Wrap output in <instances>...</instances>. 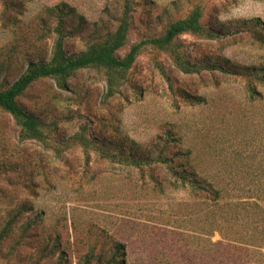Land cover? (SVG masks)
I'll list each match as a JSON object with an SVG mask.
<instances>
[{"label": "rangeland", "instance_id": "1", "mask_svg": "<svg viewBox=\"0 0 264 264\" xmlns=\"http://www.w3.org/2000/svg\"><path fill=\"white\" fill-rule=\"evenodd\" d=\"M61 3L89 22L68 39L73 53L104 36L109 23L115 28L121 0H27L19 19L27 26ZM198 4L208 27L224 24L229 35L181 36L192 60L228 58L264 68V45L254 38L264 34V0H135L131 42L159 33ZM2 10L0 4V49L15 38L3 25ZM53 44L51 37L48 55ZM128 77L107 101L105 75L98 69L79 71L67 90L52 80L35 83L21 102L52 130L48 144L20 141L14 118L0 111V163L19 165L0 175V231L11 215L22 214L0 245V264H57L63 250L67 264H97L92 254H104L115 242L126 246L128 264H264V86L254 101L242 80L219 72L184 73L155 51L141 54ZM184 92L205 102L187 105ZM84 127L90 136L123 133L144 145L171 130L224 189L223 201L176 187L162 168L153 170L155 179L144 178L136 168L87 155L73 139ZM47 250L54 253L43 259Z\"/></svg>", "mask_w": 264, "mask_h": 264}, {"label": "trees", "instance_id": "2", "mask_svg": "<svg viewBox=\"0 0 264 264\" xmlns=\"http://www.w3.org/2000/svg\"><path fill=\"white\" fill-rule=\"evenodd\" d=\"M25 1L27 0H0L3 25L15 34V38L0 49V77L4 75L0 79V111L14 118L20 141L38 140L48 144L51 139L52 130L48 131L44 119L32 113L21 102L35 83L52 80L60 89L67 90L70 80L79 71L98 69L105 75L107 90L104 100L107 101L120 91L140 55L147 52L165 53L177 69L187 74L219 72L226 78L240 79L251 100L262 98L258 86H264V68L234 63L228 58L215 61L201 59L197 62L187 53L181 39L183 35L208 40L222 39L229 35L223 30L224 24L219 29L208 27L204 22L202 4L196 5L187 15L172 19L159 33L131 42L135 0H121L115 28L112 29L109 23L104 36L99 34L97 38L88 41L83 51L69 53L66 48L68 39L81 33L89 24L85 16L68 3H61L45 8L37 22L23 26L19 15L23 14ZM51 37L54 38V44L48 55L47 40ZM254 38L264 45V34H256ZM157 64L161 72L166 74L162 64ZM9 76L14 77L10 83ZM213 80V84H220L218 79ZM182 97L187 105L205 102L204 96L188 92L182 93ZM112 134L106 132L101 136H90L84 127L82 133L73 139L74 144L82 147L87 155L95 152L110 163L136 168L144 178L155 179L153 170L162 168L166 170L165 180H171L176 187H187L194 196L207 198L216 204L223 201L224 189L201 171L193 149L179 144L183 137L168 130L155 141L144 145L123 133ZM18 167V164L12 162L0 163V175ZM261 169L264 175V167ZM24 212L26 211H22ZM21 216L20 212H16L4 222L0 231V245L10 236ZM32 226L33 223H29L28 230ZM28 230L25 229L24 234ZM53 240V246L57 248L58 238ZM125 247L124 244L115 242L104 254L93 253L91 259H95L97 264H128ZM52 253L54 252L47 250L43 259L50 257ZM65 255L66 252L61 251L57 264H67ZM90 263L91 260L84 261V264Z\"/></svg>", "mask_w": 264, "mask_h": 264}]
</instances>
